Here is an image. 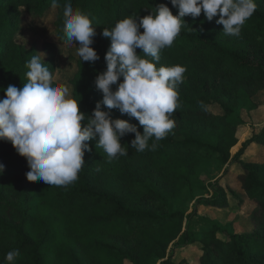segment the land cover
I'll list each match as a JSON object with an SVG mask.
<instances>
[{
  "label": "trees",
  "instance_id": "obj_1",
  "mask_svg": "<svg viewBox=\"0 0 264 264\" xmlns=\"http://www.w3.org/2000/svg\"><path fill=\"white\" fill-rule=\"evenodd\" d=\"M22 2L38 16L52 8L51 0H0V99L5 98L4 89L8 85L21 88L27 83L26 63L36 55L34 48L26 50L13 43L18 24L17 15L11 14L10 8H17ZM67 3H71L74 10L88 14L98 32V40L91 47L100 59L94 63L79 60L78 71L71 81L73 96L80 99V110L90 115L96 103L103 99L95 85L98 72L106 70L104 56L111 42L102 35L103 29L111 30L117 21L130 15H149L159 4H166L173 15H177L178 10L170 0H60L54 22L60 43L66 41L63 11ZM255 3L256 11L239 35H225L223 26L215 23L218 16L211 22L206 20L203 11L195 19L185 16V24L173 45L160 53L158 67L181 65L186 69L183 83L177 89L179 107L172 119L184 124L190 118H213L215 124L223 128L219 134L214 130L205 132L203 128L196 132L173 128L157 142L155 151L138 152L131 148L135 134L129 133L121 138L128 154L111 161L101 148H96L95 140L88 141L91 151L85 152V164L78 179L67 186L28 181L25 174L30 169L26 158L16 152L11 142L0 140V164L5 166L0 175V241L9 240L8 245L0 243V262L6 261L9 251L18 249L20 255L15 264H67L68 261L90 264L103 255L108 256L109 264L125 260L150 264L153 259L162 264H186L187 254L195 250L199 254L198 264H264V159H244L253 144L264 146V128L245 141L231 162V150L238 144V138L227 121L237 114L238 106L232 96L239 85L264 86V6L259 1ZM43 51L45 64L55 73L58 45L45 43ZM141 51L137 49V54L143 55ZM213 106H219L224 117L209 113L208 116L206 111ZM102 109L109 111L103 105ZM110 112L114 119L127 120L143 133V126L134 117L121 114L119 109ZM191 127H194L192 123ZM152 142L150 140L149 145ZM205 154L217 155L223 165L240 168L236 178L245 199L230 188V182L217 181L211 185L213 197L201 203L227 209L232 205L243 206L248 200L254 205L249 216L254 226L252 232L239 233L236 222L226 226L212 222L201 234H194L184 231L185 215L181 212L140 206L143 201L149 203L168 196L160 187L163 174L159 181L149 176L144 181L143 164L160 168L170 173L168 177L183 182L196 170L187 169L192 160ZM229 173L228 168L225 175ZM10 187L15 189L16 198L15 194L13 197L5 195ZM44 205L48 208L46 217L36 218L35 212ZM111 233L125 240L139 234L140 239L132 250L118 249L103 239ZM177 240L176 251L168 256L170 245Z\"/></svg>",
  "mask_w": 264,
  "mask_h": 264
},
{
  "label": "clouds",
  "instance_id": "obj_2",
  "mask_svg": "<svg viewBox=\"0 0 264 264\" xmlns=\"http://www.w3.org/2000/svg\"><path fill=\"white\" fill-rule=\"evenodd\" d=\"M170 2L178 10L177 15L166 4H159L149 15H130L117 21L111 30L103 29L102 35L111 41L104 56L106 70L95 78L103 99L90 115L80 110V99L70 94L68 86L56 81L43 53L33 55L26 63L27 83L21 88L10 84L4 89L5 98L0 99V140L11 142L16 152L26 158L28 181H43L51 186L72 184L85 164V152L91 151L87 142L92 140L109 161L128 154L121 138L129 133L135 134L131 148L155 151L157 142L174 128L172 116L179 107L177 89L186 71L181 65H157L161 51L171 47L180 34L183 18L190 15L195 19L203 11L209 22L218 16L215 23L223 26L225 35H239L257 8L255 0ZM51 7H60V0H51ZM63 17L65 42H79L78 47L74 46L81 60H99L97 51L90 46L96 33L89 15L67 3ZM137 49L143 55L137 54ZM111 109L134 117L143 126V133L127 120L114 119ZM4 170L0 164V175ZM19 255L18 249L9 251L7 264H15Z\"/></svg>",
  "mask_w": 264,
  "mask_h": 264
},
{
  "label": "rangeland",
  "instance_id": "obj_3",
  "mask_svg": "<svg viewBox=\"0 0 264 264\" xmlns=\"http://www.w3.org/2000/svg\"><path fill=\"white\" fill-rule=\"evenodd\" d=\"M256 1H259L260 4L264 6V0ZM10 13L17 15L18 28L13 38V43L15 45L21 46L26 50L34 48L36 54H44V61L46 60V55L43 51L44 44L55 43L58 45L57 69L53 74L57 82L64 83L68 86L69 92L73 96L74 89L71 85V81L78 71L77 63L81 60L76 51L79 42H73L76 47L74 45H69L66 42H59L60 37L54 25L57 16L56 8H51L43 15L38 16L30 12L27 9V6L22 2L17 8L11 7ZM95 33L96 35L93 37V44L98 40V32L95 31ZM232 97L238 106V110L237 114L227 119V121L230 122L232 128L234 127V133L238 138V144L231 150V162L241 151L245 141L260 134L264 128V86L257 87L252 86L251 84L242 83L238 86ZM206 113L208 116L211 114L214 117H224V112L219 106L209 107ZM204 116H206V114H204ZM188 120L189 121H186L184 124L174 120V128H176V130H195V132L196 130L200 131L201 128H203L205 129V132L208 133L212 132V130L218 131L216 134L223 131L222 126L215 124L213 118L205 117L203 120L190 118ZM191 123L194 127H191ZM244 159L252 161L263 160L264 146L253 144ZM192 161L193 166L191 165L187 169L192 167L191 169L196 170L190 172L187 175L186 180L183 182H177L173 177H168L170 173L163 171L160 168L150 167L148 166L149 164H143L141 170L144 172V181L148 176L155 181H159L163 174V178L160 181V187L167 191L168 196L164 200L150 201L149 203L143 201L140 206L158 211H170V209H172L176 212H181L185 215L183 223L184 231L189 230L194 234H201V232L208 228L209 224L212 222L220 223L222 226L236 222L237 231L239 233L252 232L254 226L251 224L249 216L254 205L248 200H246V203L243 206L240 205L242 208L238 205H232L227 209H215L201 203L202 200H209L213 197L214 193L211 185L217 181H222L224 184L230 182V188L234 189L241 198L245 199V195L241 191L239 181L236 178L240 168L237 165L230 167L228 165H223L220 157L211 154L202 155ZM173 164L176 163L173 162ZM228 168L230 173L226 176L225 174ZM147 170H149V172L145 173ZM8 194L10 197H13L15 194L14 198H16V191L14 188H7L5 195L8 197ZM46 213H48V208L44 205L35 212L34 216L41 219L46 217ZM103 239L110 242L112 246L118 249L132 250L136 248L140 236L137 234L131 238L127 237V240H125L121 235L111 233L104 235ZM74 240L72 239V241ZM177 242L178 240L170 245L168 256H171L173 252L176 251L175 248ZM0 243L8 245L9 240L5 242L0 241ZM77 246L80 247L81 245L78 244ZM190 249L191 248L181 250L178 254ZM98 258L100 259L93 260L90 264H109L106 261L108 256L103 255ZM186 258L188 260L186 264L199 263V254L195 250H191ZM68 262L70 263V261ZM68 262L67 264H69ZM0 264H7V262L2 261ZM119 264L133 263L130 260H125ZM150 264H162V261L153 259Z\"/></svg>",
  "mask_w": 264,
  "mask_h": 264
}]
</instances>
